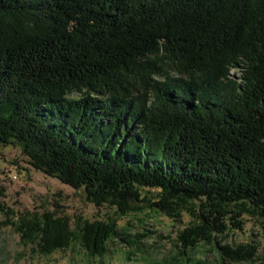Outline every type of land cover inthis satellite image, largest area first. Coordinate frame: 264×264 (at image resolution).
Segmentation results:
<instances>
[{"label":"trees","instance_id":"trees-1","mask_svg":"<svg viewBox=\"0 0 264 264\" xmlns=\"http://www.w3.org/2000/svg\"><path fill=\"white\" fill-rule=\"evenodd\" d=\"M10 145L96 207H187L198 221L178 235L185 249L254 261L253 244L220 239L243 213L264 218V0H0ZM27 230L43 255L79 241L103 257L121 236L115 219L49 211Z\"/></svg>","mask_w":264,"mask_h":264},{"label":"rangeland","instance_id":"rangeland-1","mask_svg":"<svg viewBox=\"0 0 264 264\" xmlns=\"http://www.w3.org/2000/svg\"><path fill=\"white\" fill-rule=\"evenodd\" d=\"M234 78L241 73L233 70ZM0 264H219L215 243H202L196 249H185L178 235L198 220L187 207L170 218L153 209L149 202H131L132 210L122 214L112 207H96L87 200L84 190L74 189L36 170L28 163L20 147L0 149ZM144 194L152 201L156 193ZM192 205L188 204V206ZM193 205H195L193 203ZM197 214L201 211L195 206ZM77 221L115 219L120 237L108 242L103 257L91 255L79 242L43 255L27 231L28 223L44 212ZM241 227L220 239L221 245L253 244L256 259L236 264H264V218L256 213H243ZM74 223V222H73ZM74 226V224H73Z\"/></svg>","mask_w":264,"mask_h":264}]
</instances>
